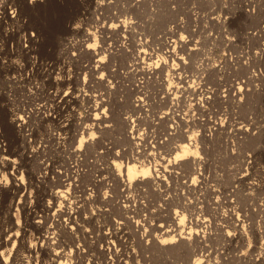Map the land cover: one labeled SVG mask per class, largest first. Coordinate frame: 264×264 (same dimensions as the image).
Wrapping results in <instances>:
<instances>
[{
    "label": "rangeland",
    "instance_id": "374dc122",
    "mask_svg": "<svg viewBox=\"0 0 264 264\" xmlns=\"http://www.w3.org/2000/svg\"><path fill=\"white\" fill-rule=\"evenodd\" d=\"M17 3L26 19L19 27L35 29L39 37L28 47L18 32L11 49L2 30L7 18L0 17V73L12 79L1 77L0 88L13 85L14 94L12 99L0 95V122L9 142L5 155L14 159L1 156L0 175L7 174L11 183L0 187V234L13 226L0 241L10 232L17 235L1 246L0 264H193L196 257L203 264H264V0ZM125 19L136 24L134 31H128ZM111 23L120 29L108 28ZM171 29L185 35L183 44L171 41L177 37H171ZM72 34L90 45L96 41L97 54L83 50L77 61L64 62L63 40ZM140 41L145 45L138 46ZM167 43L174 44L173 54L164 51ZM142 48L147 61L167 65L146 74L137 64ZM32 53L38 58L32 59ZM177 55H185L184 65L175 64ZM101 56V66L85 65H95ZM74 70L81 81L86 76L90 90L108 94L97 110L108 107L112 126L85 143L79 124L91 119L77 116L79 110L90 111L91 98L73 111L60 97L61 78ZM183 84L185 92L179 88ZM137 96L141 105L133 108ZM37 101L45 112L34 119L32 138L42 144L29 145L10 123V108L17 116L29 108L37 115ZM65 114L71 119L69 136ZM126 114L133 118L135 135L143 132L139 147L127 136L132 124ZM187 142L192 149L178 165L175 155ZM136 150L143 158L155 154L145 164L159 178L143 177L128 189L118 174L127 178L128 164L136 162L128 157ZM123 188L132 191L133 201L119 196ZM57 190L63 194L54 198ZM125 203L138 206L133 220L139 219L141 227L124 224L120 209ZM174 216L183 217L187 230L192 226L200 236L160 248L145 230ZM65 225L73 227L71 232ZM52 249L60 255L55 257Z\"/></svg>",
    "mask_w": 264,
    "mask_h": 264
},
{
    "label": "bare ground",
    "instance_id": "6f19581e",
    "mask_svg": "<svg viewBox=\"0 0 264 264\" xmlns=\"http://www.w3.org/2000/svg\"><path fill=\"white\" fill-rule=\"evenodd\" d=\"M17 1H20V0H0V9L3 8V10H0V17L4 16L5 18H7L4 21L5 22V26L2 27V30H3V33L7 37V45L10 46L11 49L14 46V41H13L12 37H13V35L17 34L18 32H19V35H20L21 43H22L23 40L28 42V43L25 44L28 47L30 45H33L34 43H36L38 41V37H39L35 29L28 28V27H23V28L19 27V26H21V25L26 23V19H24L23 17L22 18L20 17V7H21V5H20V3H17ZM24 1H25L26 4H28L30 6H35L37 4H40V3L44 2V0H24ZM123 21L125 23H129V27H131V29L128 30L129 32L130 31L132 32V30L136 27V24L134 26H131L132 25L131 23L133 22L132 20L128 21L127 19H125ZM108 28H110V29L114 28L116 30L120 29V28L117 27V25L112 24V23L110 24V26H108ZM90 33L91 32L89 31L87 37H89ZM133 33L136 34L135 32H133ZM130 34H132V33H130ZM176 35H177V30L174 31L173 29H171V37H175ZM185 39L186 38H185L184 34H180V35L178 34L177 37L172 38L171 41H174L175 43H179L181 45V44H183L185 42ZM86 40H87L86 38H82L81 39L76 34H72V35L66 36L64 38V40H63V52L66 53V56L64 57L63 61L66 62L65 61L66 58L68 59V62L77 61L76 59L81 54L80 52H82L83 50L84 51H88V52H90L92 54H97V50L95 49V46L97 44L96 41L94 43H92V45H90V44L86 43ZM137 45L142 47V46L145 45V43L140 41V42H138ZM191 49H195V47H192ZM175 50H176V48H175L174 44L167 43V46H166L164 51L167 52V53H172L173 54V52ZM143 54H145L144 48L138 49V56H139L140 61L137 62V64L138 65L139 64L143 65L144 69L143 68L142 69L146 70V71H144V72H146V74L154 72L158 68V67H156L157 65H160V66L167 65L166 63L159 62L158 60L147 61L146 60L147 58L145 59L144 57H142ZM31 58L32 59L33 58L37 59L38 57L35 54L32 53L31 54ZM34 62L35 61H33V63ZM36 62H38V60ZM36 62H35V64H32V66H31V70L32 71L34 69V66L36 65ZM94 62H95V65H94L93 61H92V63L87 62L85 65L89 66L90 68H92L93 66L94 67H98V66H101L102 63H104V60H102V56H101V57H99L97 59L95 58ZM185 62H186L185 55H177L176 56V63H175L176 65H184ZM2 63L5 64V61H2ZM42 64L43 65L44 64L47 65L48 61L46 63H42ZM1 75L2 74L0 73V78L4 77L7 81H11L12 80L8 75H5V74H3L2 76ZM30 77H32V75ZM101 77H102V79H104L103 76H101ZM61 79H60L61 80L60 82L62 84V88H61L60 97L63 99L64 103H67L68 105H71V108L73 109V111L76 110V107L78 108L80 106V104H82V99H84L86 96L91 98L90 102L92 104L89 107L90 111L86 110V109H84L83 111L79 110L77 118L79 120L80 119H84V118H90L91 119L86 124V126H82L81 124H79L80 128H82V131L80 132L81 133V138L80 139L83 140L82 141L83 143L88 142L89 140L94 141V139L98 138L99 133H102L103 131L108 130L112 126V123H110V121H109L110 120V115L108 113V107L105 106V107L101 108L100 111L97 110L101 105L105 104V102H106L105 98L108 96V94L105 93V92H101V93L98 94L96 91L90 90L92 85L90 84L89 81L86 80L87 79L86 76H84L83 80L81 81L80 72L79 71L77 72V71L74 70V74L68 73L67 75L64 76V78L62 77ZM105 80H107V79H105ZM37 83L40 84L41 81L37 80ZM12 88H13V85H8V86L4 87V90H2L0 88V95L4 94L7 97H9L10 99H12V96H14ZM179 88H181V91L185 92L188 89V86L183 84V85L179 86ZM65 92H67L68 95H64L63 93H65ZM139 92L140 91L137 90V94ZM169 93H173L174 95L176 94V92H174V91H170ZM33 94H34V90L31 89V95H33ZM54 94L57 95V93H54ZM98 98H102V99L99 100ZM141 101H142V98L140 96H137L134 99V101L132 102L131 107H133V108L139 107L141 105ZM73 103H74V106L72 105ZM33 105H34V107H37L39 109L37 111V113H38L37 115H34L35 111L32 108H29V109L26 110V115L21 114V115L17 116V112L15 111V109L14 108H10L11 116L9 117L10 123H12L28 139L29 145L36 144V142H37L36 140H33V138H32V129L34 128V125L36 124L34 119L42 118L43 115H44V112H45L42 109L43 103L37 101V102H34ZM105 110H107V115H105ZM20 117H25V118L22 121V120L19 119ZM124 118H125V120L127 122L132 124L131 127L129 128V130H127V136L132 138V139H134L135 140L134 143L139 147L140 144H141V140L143 139V136H142L143 132H138L135 135V130L137 131V129L134 126L133 118L130 117V115H128V114H126ZM30 120H32V123H31ZM70 121H71V119L68 118V114H65L64 118H63V127L65 129V134L67 136H69L70 127H68V125L70 124ZM116 125L117 126L121 125L120 121H117ZM171 128L174 129L173 125H171ZM89 129H93V130L88 132L89 133L88 137H85V132L87 130H89ZM183 139H184L183 141H185L187 138H183ZM155 142H156V144H160V143H158V140H156ZM161 143H163V140L161 141ZM37 144L41 145L42 141H38ZM8 146H9V142L6 139V137H4V127H3V124L0 122V163H3V161L5 160V158L3 160L1 158V156L6 157L5 154L7 153ZM105 146L106 147L108 146L107 142L105 143ZM152 146L154 147L155 143L152 144ZM180 149L182 150V153H178L177 152V154L175 155L176 156L175 160H177L181 156H187V154H189V151H191V149H192V143L191 142L182 143L180 145ZM32 151L33 150L29 149V155H30L29 157H32ZM152 153L153 152L150 153L151 156H144L150 163L152 162L150 159H154L155 160V154L154 153L152 154ZM114 154L119 155V152H114ZM131 156L132 157H128L129 161L133 160L134 162L135 161L138 162V164L136 162L128 164L127 173H126L127 178H125V177L123 178V173H119L118 174V175H120V178H122V184H123L122 186H124V187L126 186L129 189L132 185L138 184L137 182L141 183V181L143 180V177H148L150 179L159 178V175H157V173H155L157 176L155 174L149 173L151 171L150 170L151 167L147 166L145 164V158H143V154H141L139 150H136L135 152H133ZM7 160L13 161V163H14V159L12 160L11 158L7 157L6 161ZM21 170L22 171L20 173H30L28 171H23V169H21ZM155 170L156 169H154L153 171L156 172ZM18 172H19V170L16 171V173H18ZM37 173H47V172L39 171ZM134 178L137 179V180L133 181L132 179H134ZM128 189L123 188L122 192L119 195V196H121L123 198L124 202H129V200L133 201L132 199H130V193L132 191L128 190ZM62 194L63 193H62L61 190H57V191H55L53 197L57 198V197L62 196ZM115 197H116V195H115ZM115 197H114V199H115ZM83 205L84 204L79 205V209H78L79 212L82 211ZM117 205H118V203H117ZM115 206H116V204H115ZM120 206H122V205H120ZM121 209H120V211H122V214L124 215L123 216L121 214L122 215V219L124 218V221H125L124 224L125 225H127V226L130 225L131 228H135V227L140 226L139 219L133 220V217L139 216V212H136V209H139L137 205H135L133 203H130V204H126L125 203V205L122 206ZM131 212H133V213L135 212L136 214L131 216L129 214ZM156 218L157 219H161L162 217H161V215H157ZM174 218L175 219H170V223L169 222L168 223L167 222H160V223L159 222L158 223L152 222L151 224L148 225L149 229L147 228L145 230L146 231V235L149 236L150 239L153 238L154 240H158V242H160V248H165V247H163V245L165 243H169V242L171 243V242H174V241L179 240V239H190V238L192 239L193 236L198 238L200 236V231H198V229H196V230L192 229V226H190L189 230H187L188 228L185 226L186 223L184 224L183 217H179V219H177V216H174ZM198 218H197V220H199ZM200 222H205V221H201L200 220ZM199 223H197V224H199ZM12 226L10 228H12ZM242 227H243V225L241 226V228ZM10 228H8V230L3 231L0 234V237H2L3 234H7V232L10 231ZM64 228H65V232L66 231L67 232H71V230L68 229V228L72 229L73 227L65 225ZM80 229L82 230V228H80ZM123 230H124V228H123ZM115 233H116V231H115ZM119 234H121V233H119ZM124 234H126V232ZM14 236H17V235H15V233L10 232L8 234V237L6 238L5 241H3L1 239V241H0V249H1V246L3 244L6 245L11 240H13ZM181 243L183 245L186 244V246L189 245L186 241H182ZM174 247H170V248H173L175 250H176V248L178 249V246H176L175 248ZM179 247H181V246L179 245ZM30 250H32V249H30ZM52 250H54V249H52ZM0 252H2V251H0ZM78 252H79V250H78ZM52 253L55 255V257L56 256L58 257L60 255V251L59 250H54V251H52ZM61 259H62V257H61ZM80 259L82 260L81 257H80ZM60 264H65V262L61 261ZM193 264H203V262L198 257H196L194 259Z\"/></svg>",
    "mask_w": 264,
    "mask_h": 264
},
{
    "label": "snow or ice",
    "instance_id": "6c2138e0",
    "mask_svg": "<svg viewBox=\"0 0 264 264\" xmlns=\"http://www.w3.org/2000/svg\"><path fill=\"white\" fill-rule=\"evenodd\" d=\"M156 67H160V65H157ZM242 91H243V89H242ZM63 94L64 95H68L67 92H65ZM105 115H107V110H105ZM19 119L23 121L24 120V117H20ZM118 158H122V157H118ZM5 159H7V157H5ZM187 159H188L187 157L181 156V157H179L176 160V163L179 165L182 161H185ZM13 175H15V173H13ZM20 179L23 180L24 178L23 177H20ZM10 183H11V181H9L7 174L0 175V186H5L6 187ZM17 222L19 223V221H17ZM0 255H3V254L0 253Z\"/></svg>",
    "mask_w": 264,
    "mask_h": 264
}]
</instances>
